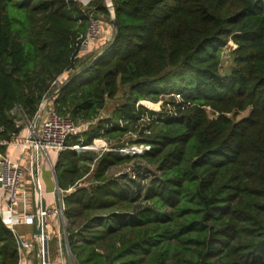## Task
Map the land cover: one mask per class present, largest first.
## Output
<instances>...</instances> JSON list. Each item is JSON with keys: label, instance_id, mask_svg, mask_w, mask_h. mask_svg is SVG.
Wrapping results in <instances>:
<instances>
[{"label": "trees", "instance_id": "1", "mask_svg": "<svg viewBox=\"0 0 264 264\" xmlns=\"http://www.w3.org/2000/svg\"><path fill=\"white\" fill-rule=\"evenodd\" d=\"M111 3L0 0V137L65 72L53 108L90 122L54 165L73 262L264 264V0ZM90 14L114 35L79 56ZM96 139L110 149L72 148ZM16 234L0 211V264H18Z\"/></svg>", "mask_w": 264, "mask_h": 264}, {"label": "built area", "instance_id": "2", "mask_svg": "<svg viewBox=\"0 0 264 264\" xmlns=\"http://www.w3.org/2000/svg\"><path fill=\"white\" fill-rule=\"evenodd\" d=\"M79 1L88 4V0ZM107 3L113 12L111 1ZM101 35L100 18L90 14L87 29L79 37L78 55L88 54L92 43L99 40ZM68 76V72H65L52 82L51 91L45 95L33 118H29L20 107L16 106L11 113L15 115L18 132L9 140L0 137V211L2 218L15 232L19 224L35 226L37 218L42 223V233L38 235L34 232L32 239L16 234L21 241L18 264H30L28 255L34 251L41 258L40 264H54L50 256V240L53 238H57L56 259L59 260V264H76L72 260L66 242L67 218L62 208L61 190L56 187L54 191L58 194V202L54 206L46 204L43 208V202H46V199L44 184L39 177L42 162H47L54 171L57 155L67 147L68 137L79 133L82 128H87L90 124V122H85L78 125L70 117L59 115L53 108V99ZM2 131L3 129L0 128V135ZM72 148L78 151L110 149L108 142L104 139H96L91 146L74 145ZM118 150L123 154L135 153L142 152L143 147L130 146L118 148ZM125 171L129 170L122 172ZM28 174L34 186V199L30 198V191L24 188V184L28 183Z\"/></svg>", "mask_w": 264, "mask_h": 264}, {"label": "crops", "instance_id": "3", "mask_svg": "<svg viewBox=\"0 0 264 264\" xmlns=\"http://www.w3.org/2000/svg\"><path fill=\"white\" fill-rule=\"evenodd\" d=\"M101 41L102 42H100V40H99V41L92 43L90 51H89V53H91V54L88 53L89 56L93 55L94 53L95 54H101L104 47H102L101 50H99L98 48L100 47V45H103L104 40L101 39ZM96 44H98V45L96 46ZM95 49H98V50H95ZM94 51H97V52H94ZM39 177L44 184L43 187H44V197L46 199V204L54 206L56 204V202H58L59 197H58L57 193H54V191L56 190V181H55L54 171L51 169L50 165L47 162H42L41 173H40ZM27 178L29 181L30 180L29 176ZM26 181H27V179H26ZM18 228H24L26 230V233H25L26 235H33L35 232V226L19 224L16 227V231L18 234H21L18 232ZM26 228H28V229H26ZM56 257H55V263L54 264H59V260L56 259ZM28 258L30 259V264H40V261H39L40 258L37 255L36 251L31 252L28 255Z\"/></svg>", "mask_w": 264, "mask_h": 264}, {"label": "rangeland", "instance_id": "4", "mask_svg": "<svg viewBox=\"0 0 264 264\" xmlns=\"http://www.w3.org/2000/svg\"><path fill=\"white\" fill-rule=\"evenodd\" d=\"M107 2H110L111 0H106ZM78 2H81V1H79L78 0ZM88 2H89V0H88ZM82 3V2H81ZM83 5H87V4H84V3H82ZM100 18V20H101V22H102V35H101V39H103L104 40V43H103V45H100V47L98 48L99 50H101V48L102 47H104V46H106L107 45V43L113 38V35H114V26H113V24H111V22L108 20V19H106L105 17H99ZM101 39H99L100 40V42H102L101 41ZM99 40H97V41H99ZM96 42V41H95ZM98 44H96V46H97ZM91 48V47H90ZM98 49H95V50H98ZM94 52H97V51H94ZM93 52V53H94ZM89 54H91V53H89ZM88 54V55H89ZM230 66H231V63H230V61L229 60H227V61H225V64H224V70L225 71H228L229 69H230ZM121 101V97H119V98H117V99H115V100H112L111 102H110V104L108 105V107L106 108V109H104L103 111H102V116H106L107 114H109L110 113V111L112 110V108L118 103V102H120ZM161 103V102H160ZM159 103V104H160ZM159 104H157V103H152V102H145V105H147L149 108H151L152 110H155V111H158L159 110V108H160V105ZM243 114H245V112H243ZM242 115V114H241ZM132 138L133 139H135V138H137V135L136 134H133L132 135ZM124 170H126V169H124ZM29 176V174L27 175V177ZM29 178H31V176H29ZM86 181H89V179H87ZM27 188L29 191H30V198H32V199H34V186H33V184L31 183V180H29L28 181V183H26V184H24V188ZM26 229H28V228H26ZM18 232L19 233H21L22 234V236H25V237H27L28 239H32V235H26L25 233H26V230L24 229V228H18ZM20 234V235H21ZM54 239V238H53ZM52 239V240H53ZM57 239V238H56ZM52 240H50V241H52ZM56 251H57V253H58V248H56ZM50 256H51V259H52V261H53V263H55V259H54V256H53V254H52V249H51V244H50Z\"/></svg>", "mask_w": 264, "mask_h": 264}, {"label": "water", "instance_id": "5", "mask_svg": "<svg viewBox=\"0 0 264 264\" xmlns=\"http://www.w3.org/2000/svg\"><path fill=\"white\" fill-rule=\"evenodd\" d=\"M112 24L115 28L116 27L115 19L112 20ZM54 176H55V181H56V187L60 190L55 173H54ZM45 207H46V202L44 201L43 202V208H45ZM35 233L38 235L42 233V223L40 222L39 218H37V221L35 223ZM17 238H18L17 239L18 243L21 244L20 238L19 237H17ZM39 261L41 262V258L39 259Z\"/></svg>", "mask_w": 264, "mask_h": 264}]
</instances>
